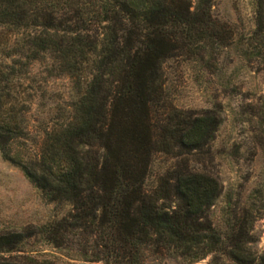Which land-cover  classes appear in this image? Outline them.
I'll use <instances>...</instances> for the list:
<instances>
[{
  "label": "trees",
  "instance_id": "16d2710c",
  "mask_svg": "<svg viewBox=\"0 0 264 264\" xmlns=\"http://www.w3.org/2000/svg\"><path fill=\"white\" fill-rule=\"evenodd\" d=\"M211 5L0 0V155L44 200L69 205L43 224L0 230V264H264L254 247L259 207L225 197L216 220L217 179L187 165L213 138L216 112L182 110L165 95L168 60L207 65L232 45L264 54V0L241 39ZM57 77L67 79L64 106L28 152L34 83ZM155 153L174 161L147 184Z\"/></svg>",
  "mask_w": 264,
  "mask_h": 264
},
{
  "label": "rangeland",
  "instance_id": "374dc122",
  "mask_svg": "<svg viewBox=\"0 0 264 264\" xmlns=\"http://www.w3.org/2000/svg\"><path fill=\"white\" fill-rule=\"evenodd\" d=\"M256 0H212L211 14L229 24L241 39L253 27ZM207 65L185 60L165 63V95L168 102L182 110L198 112L212 109L219 124L213 138L198 154L188 155L187 165L214 176L220 194L212 206L214 217L229 198L230 206H258L260 216L254 222L258 240L254 247L264 250V54L246 55L232 45L207 59ZM33 72L38 67L33 66ZM34 90V104L28 115L30 141L28 152H34L41 129L50 125L57 107H63L67 92L65 77L50 78ZM163 154L152 155L150 184L161 167L172 163ZM153 183V182H152ZM67 203L44 200L40 191L22 171L0 155V230L40 225L67 210ZM44 252L50 247L34 244ZM73 264H105L101 261L74 259ZM208 258L191 263L172 258H148L143 264H208ZM224 264H230L226 262Z\"/></svg>",
  "mask_w": 264,
  "mask_h": 264
}]
</instances>
